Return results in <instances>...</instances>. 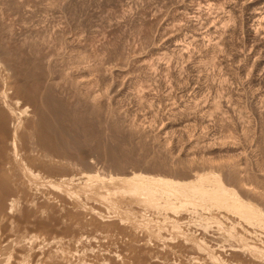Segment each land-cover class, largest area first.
<instances>
[{
    "label": "rangeland",
    "instance_id": "rangeland-1",
    "mask_svg": "<svg viewBox=\"0 0 264 264\" xmlns=\"http://www.w3.org/2000/svg\"><path fill=\"white\" fill-rule=\"evenodd\" d=\"M261 11L0 0V264H264Z\"/></svg>",
    "mask_w": 264,
    "mask_h": 264
},
{
    "label": "bare ground",
    "instance_id": "bare-ground-1",
    "mask_svg": "<svg viewBox=\"0 0 264 264\" xmlns=\"http://www.w3.org/2000/svg\"><path fill=\"white\" fill-rule=\"evenodd\" d=\"M83 7V6H82ZM88 12V11H87ZM261 12H264V11H261ZM259 13V12H258ZM73 14V13H72ZM256 14V13H255ZM263 13H261L260 15H262ZM258 15V14H257ZM262 16H264V15H262ZM255 17H257V16H255ZM258 17H261V16H258ZM262 18V17H261ZM260 19V18H259ZM259 22V21H258ZM153 36V35H152ZM214 48V47H213ZM112 63V62H111ZM106 84V83H105ZM94 88V87H93Z\"/></svg>",
    "mask_w": 264,
    "mask_h": 264
}]
</instances>
